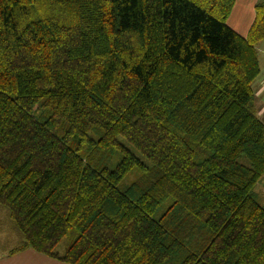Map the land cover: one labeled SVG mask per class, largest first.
Here are the masks:
<instances>
[{
  "label": "trees",
  "instance_id": "trees-1",
  "mask_svg": "<svg viewBox=\"0 0 264 264\" xmlns=\"http://www.w3.org/2000/svg\"><path fill=\"white\" fill-rule=\"evenodd\" d=\"M234 4L0 0V257L264 264V0L244 38Z\"/></svg>",
  "mask_w": 264,
  "mask_h": 264
},
{
  "label": "crops",
  "instance_id": "crops-1",
  "mask_svg": "<svg viewBox=\"0 0 264 264\" xmlns=\"http://www.w3.org/2000/svg\"><path fill=\"white\" fill-rule=\"evenodd\" d=\"M259 1L261 0H235V4L231 11V15L229 16L226 22L228 23L229 21L230 24L229 28H231L239 36L243 38L246 37L254 20V16H255L254 8L256 4L259 3ZM261 43H259V45ZM259 45H257L256 47L257 55L258 53H260L262 49L260 48ZM253 83H254V88L252 90L254 93V103L255 101L257 103V98L259 99V105L257 103L258 108L256 109V115L259 114L264 120V71L260 69L259 76ZM0 264H65V263L37 254L32 250H26L12 257H8V258L0 257Z\"/></svg>",
  "mask_w": 264,
  "mask_h": 264
},
{
  "label": "rangeland",
  "instance_id": "rangeland-1",
  "mask_svg": "<svg viewBox=\"0 0 264 264\" xmlns=\"http://www.w3.org/2000/svg\"><path fill=\"white\" fill-rule=\"evenodd\" d=\"M231 15V14H230ZM226 25L229 27V21L228 23H226ZM231 29V28H230ZM232 30V29H231ZM261 49L260 53H258V60H259V65H260V69L262 71H264V40L262 41V43L259 45ZM254 88V83L252 84V89ZM256 103V101H255ZM257 103L259 105V99L257 98ZM257 103L255 104L256 109L257 107ZM258 113V112H257ZM257 117H259L260 121H264L262 119V117L258 114ZM264 123V122H263ZM121 141V140H120ZM136 155V154H135ZM141 161L145 162L143 159H141ZM133 178V174L129 175L126 179V181H129ZM255 192L257 193V195L259 196V198L261 199V203L264 205V177L262 178V180L257 184L256 188H255ZM59 252L62 251V246H59L57 249Z\"/></svg>",
  "mask_w": 264,
  "mask_h": 264
}]
</instances>
